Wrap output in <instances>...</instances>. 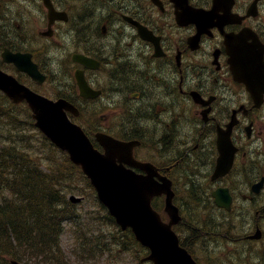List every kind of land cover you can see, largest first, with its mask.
<instances>
[{
	"label": "flooded vegetation",
	"instance_id": "flooded-vegetation-1",
	"mask_svg": "<svg viewBox=\"0 0 264 264\" xmlns=\"http://www.w3.org/2000/svg\"><path fill=\"white\" fill-rule=\"evenodd\" d=\"M28 1L44 13L42 0ZM94 1L107 5L93 22L82 24L80 52L98 68L72 63L88 87L99 91L94 98L78 96L84 130L91 138L102 134L132 144V160L151 164L177 189L180 212L191 203L214 204L213 194L226 190L231 209L214 208L215 219L227 225L231 217L239 220L241 240L264 257V0H186L210 13L205 24L185 19L183 0ZM56 2L61 0H51L64 8ZM9 33L12 42L36 40L28 27L17 37ZM47 62H41L44 74L52 73ZM225 145L232 150L231 165L215 177L219 147Z\"/></svg>",
	"mask_w": 264,
	"mask_h": 264
},
{
	"label": "trees",
	"instance_id": "trees-1",
	"mask_svg": "<svg viewBox=\"0 0 264 264\" xmlns=\"http://www.w3.org/2000/svg\"><path fill=\"white\" fill-rule=\"evenodd\" d=\"M86 11H77L79 22ZM75 28L81 37L82 22ZM24 117L29 118L24 107L12 105L0 94V264H12L11 260L18 264H63L59 249L62 223L70 220L82 227L76 217L78 212L66 201V194L73 190L77 180L73 173L80 172L61 160L56 149L48 145V155L39 141L30 140L26 134L28 122H20ZM107 219L113 223L111 217ZM194 222L200 228L201 221L197 218ZM204 225L201 228L208 229ZM78 229L79 237H83L81 245L90 252L92 244L86 242L88 235L83 228ZM132 246L139 259L145 256L144 249L134 242L129 231L115 232L109 242L95 244L99 253L107 251V254L109 250L125 252Z\"/></svg>",
	"mask_w": 264,
	"mask_h": 264
},
{
	"label": "water",
	"instance_id": "water-1",
	"mask_svg": "<svg viewBox=\"0 0 264 264\" xmlns=\"http://www.w3.org/2000/svg\"><path fill=\"white\" fill-rule=\"evenodd\" d=\"M45 4L49 6L46 1ZM2 56L5 61L14 63L18 70L36 78L35 69L29 64L25 65L23 55L12 54L5 50ZM0 90L15 103L23 100L27 102L33 112V118L36 119L35 125L58 147L69 152L74 162L82 165L97 191L98 198L108 206L110 213L116 217L122 228L130 226L137 238L151 247L152 253L148 259L153 264H193L186 252L178 247L169 225L159 224L155 226L153 233L140 226L151 220L159 221V218L148 208V198L161 192L162 188L148 187L146 183L131 178V175L128 177L125 175L126 172L118 168L113 169L109 165L91 168L90 164L97 163L98 160L101 162V156L89 149L90 146L79 129L66 120L61 112L65 109L62 102L54 103L46 100L1 71ZM125 196L128 206L126 210H121L120 208H124L121 203ZM169 209L175 208L168 199L167 212ZM170 216L171 221L175 222V214Z\"/></svg>",
	"mask_w": 264,
	"mask_h": 264
},
{
	"label": "rangeland",
	"instance_id": "rangeland-1",
	"mask_svg": "<svg viewBox=\"0 0 264 264\" xmlns=\"http://www.w3.org/2000/svg\"><path fill=\"white\" fill-rule=\"evenodd\" d=\"M68 2L72 3V0H67ZM89 10H91L89 16L86 11L84 12V16L82 17V24L93 22L97 16V9L96 7L91 4L89 5ZM95 7V8H94ZM81 10L78 9V12ZM84 11V10H83ZM82 11V13H83ZM17 13H19L20 19L24 22L25 26L28 27L33 34V36L36 35V30L39 26L42 25V22L39 20L37 23L35 22L36 17L35 13L31 12V8L27 1L25 0H0V42L3 41V38L8 40L6 35L7 33L10 35L9 31H17V26H22V23L17 16ZM87 15V16H86ZM89 16V17H88ZM8 19H12L13 21L8 23ZM14 20H17L18 22L15 23ZM79 22V23H80ZM33 29H32V25ZM59 33L56 38L53 39V41H50L51 45H44L39 44L42 46L43 51L45 55L47 56V64L50 66L51 69H56L57 71H62L63 67L66 63V54L67 49H69L72 46H76L78 44L77 41L68 43L69 41V34L67 33V27L60 26L58 29ZM86 31L83 33L86 37ZM4 35V36H3ZM78 35H76V40H78ZM52 42H55L53 44ZM78 46V45H77ZM65 77L63 74H60L55 78V83H60L61 88H65ZM51 91L46 90L47 92L54 91V88L51 87ZM35 140H37V136L34 132L29 133ZM89 202L93 203L91 199H88ZM87 198L84 199L82 203V212L86 211L88 214L87 219V229L89 231H93V235L98 234L101 236V234H106L107 237H110L112 234L116 232L115 226L111 225L107 218L105 217V211L97 208V206H93L88 202ZM192 204H190L191 206ZM196 209V206L193 207ZM203 217L201 216L200 219ZM234 225L238 228H234L230 231L231 233H239L241 229V223L239 220L234 221ZM239 229V230H238ZM234 230V231H233ZM72 231L73 229L70 228V226H66L63 235L61 236V246L64 251V254L67 256V258L71 261H76L77 258L73 257L72 254V248H73V242L71 240L72 237ZM103 241V239H102ZM101 241V242H102ZM109 242V241H108ZM209 249H205L206 252L209 255V258L211 260V264H259L257 261V258L249 259L248 252H243L241 249L234 245H223L219 247V249L215 246H209ZM79 251V250H78ZM233 252V253H231ZM254 253H256V249H253ZM213 254V255H212ZM211 256V257H210ZM213 256V257H212ZM105 258V257H103ZM118 259V260H117ZM102 263L98 261V263L92 264H107V262L104 259H101ZM110 261H115L116 264L119 262V264H138L139 260L135 259V255H131L129 252H124L122 254L117 255V253H113L110 257ZM203 264H205L204 260L202 259Z\"/></svg>",
	"mask_w": 264,
	"mask_h": 264
},
{
	"label": "bare ground",
	"instance_id": "bare-ground-1",
	"mask_svg": "<svg viewBox=\"0 0 264 264\" xmlns=\"http://www.w3.org/2000/svg\"><path fill=\"white\" fill-rule=\"evenodd\" d=\"M95 2V1H94ZM34 6V5H33ZM95 8V7H94ZM40 9V8H39ZM97 9V8H96ZM148 10V9H147ZM114 13V12H113ZM113 15V14H112ZM163 15V14H162ZM87 16V15H86ZM92 16V15H91ZM89 17V16H88ZM106 21V20H105ZM156 21V20H155ZM154 21V22H155ZM112 23V22H111ZM160 23V22H159ZM126 24V23H125ZM145 24V23H144ZM86 26V25H85ZM125 26V25H124ZM155 26V25H154ZM240 26V25H239ZM126 27V26H125ZM189 27V26H188ZM243 27V26H242ZM85 29V28H84ZM173 29V28H172ZM185 30V29H184ZM115 32V31H114ZM163 32V31H162ZM96 33V32H95ZM98 35V34H97ZM108 35V34H107ZM93 38V37H92ZM99 38V37H98ZM115 38V37H114ZM100 39V38H99ZM116 40V39H115ZM134 40V39H133ZM224 40V39H223ZM175 41V40H174ZM87 42V41H86ZM6 45V43H5V41H1L0 42V48H2V47H4ZM78 45V44H77ZM76 45V46H77ZM86 45V44H85ZM99 46V45H98ZM105 46V45H104ZM143 46V45H142ZM161 47V46H160ZM105 51V50H104ZM115 51V50H114ZM146 51V50H145ZM135 52V51H134ZM195 53V52H194ZM127 54V53H126ZM133 54V53H132ZM139 54V53H138ZM167 55V54H166ZM119 56V55H118ZM142 56V55H141ZM99 57V56H98ZM191 57V56H190ZM125 59V58H124ZM150 60V59H149ZM183 60V59H182ZM113 64V63H112ZM124 64V63H123ZM159 64V63H158ZM164 64H165V62H164ZM115 66V65H114ZM174 66H176V65H174ZM124 67V66H123ZM156 68V67H155ZM152 69V68H151ZM118 71V70H117ZM128 72V71H127ZM88 73V72H87ZM123 74V73H122ZM126 74V73H125ZM133 74V73H132ZM131 74V75H132ZM136 75V74H135ZM130 76V75H129ZM133 76V75H132ZM141 76V75H140ZM106 77V76H105ZM128 77V76H127ZM134 77V76H133ZM137 77V76H136ZM144 78V77H143ZM96 79V78H95ZM124 79V78H123ZM141 79V78H140ZM128 80V79H127ZM136 81V80H135ZM139 81V80H138ZM147 81V80H146ZM155 81V80H154ZM92 82V81H91ZM111 82V81H110ZM109 82V83H110ZM123 82V81H122ZM97 83V82H96ZM113 83V82H112ZM145 83V82H144ZM94 84H95V82H94ZM114 85V84H113ZM135 85H136V83H135ZM97 86V85H96ZM95 86V87H96ZM99 86V85H98ZM126 86V85H125ZM153 86H154V84H153ZM103 87V86H102ZM128 87V86H127ZM126 87V88H127ZM148 87V86H147ZM146 88V87H145ZM145 88H143V89H145ZM99 89H100V87H99ZM109 89V88H108ZM102 90V89H101ZM136 94V93H135ZM114 95V94H113ZM158 95V94H157ZM107 96V95H106ZM141 96V95H140ZM102 97V96H101ZM128 97V96H127ZM5 98V97H4ZM120 98V97H119ZM3 100V99H2ZM92 101V100H91ZM110 101V100H109ZM8 102V101H7ZM88 102H89V100H88ZM108 102V101H107ZM124 102V101H123ZM116 103V102H115ZM119 103H121L120 101H119ZM125 104V103H124ZM124 104H122V105H124ZM120 105V104H119ZM146 107V106H145ZM123 108V107H122ZM153 108V107H152ZM170 108V107H169ZM11 109H12V107H11ZM25 109V108H24ZM112 109V108H111ZM134 109V108H133ZM8 110V109H7ZM113 110V109H112ZM130 110V109H129ZM158 110V109H157ZM120 111V110H119ZM144 111H145V109H144ZM103 112V111H102ZM185 112V111H184ZM2 113V112H1ZM125 114V113H124ZM153 114H154V112H153ZM117 115V114H116ZM159 115V114H158ZM137 116V115H136ZM151 117V116H150ZM154 117H155V115H154ZM188 118V117H187ZM7 119V118H6ZM14 119V118H13ZM16 121V120H15ZM150 121V120H149ZM9 122V121H8ZM1 124V123H0ZM7 124V123H6ZM125 124H126V122H125ZM149 124V123H148ZM124 126V125H123ZM129 126V125H128ZM192 126V125H191ZM1 128V127H0ZM15 128V127H14ZM181 128V127H180ZM183 128V127H182ZM12 129V128H11ZM141 130V129H140ZM8 132V131H7ZM144 132V131H143ZM156 133V132H155ZM1 134V133H0ZM182 134V133H181ZM180 135V134H179ZM11 136V135H10ZM118 138H119V136H117ZM183 137V136H182ZM15 138V137H14ZM132 138V137H131ZM160 138V137H159ZM124 139V138H123ZM188 139V138H187ZM144 140V139H143ZM156 140H158L157 138H156ZM155 140V141H156ZM17 141V140H16ZM137 141V140H136ZM141 141V140H140ZM153 141H154V139H153ZM170 142V141H169ZM185 142V141H184ZM149 143H151V142H149ZM153 143H155V142H153ZM160 143V142H159ZM162 143V142H161ZM24 144V143H23ZM145 144H146V142H145ZM152 144V143H151ZM16 145V144H15ZM164 146V145H163ZM168 146H170V145H168ZM30 147V146H29ZM51 147V146H50ZM150 147H152V146H150ZM153 147H154V145H153ZM157 147V146H156ZM158 147H160V146H158ZM7 148V147H6ZM22 148V147H21ZM145 148V147H144ZM163 148V147H162ZM165 148V147H164ZM171 148V147H170ZM153 149H156V148H153ZM171 150H172V148H171ZM170 150V151H171ZM137 151V150H136ZM143 151V150H142ZM164 151H165V149H164ZM168 151H169V149H168ZM149 152H150V150H149ZM163 152V151H162ZM167 152V151H166ZM15 154H16V152H15ZM163 154V153H162ZM167 154H168V152H167ZM167 154H165V155H167ZM139 155V154H138ZM142 155V154H141ZM170 155V154H169ZM168 156V155H167ZM18 158H19V156H18ZM165 158V157H164ZM163 158V159H164ZM23 161V160H22ZM30 161V160H29ZM173 161V160H172ZM37 162V161H36ZM177 162V161H176ZM58 163V162H57ZM14 164V163H13ZM207 164V163H206ZM54 165V164H53ZM156 167V166H155ZM208 167V166H207ZM2 168V167H1ZM157 168V167H156ZM3 169V168H2ZM49 169V168H48ZM47 169V170H48ZM179 169H180V167H179ZM173 171V170H172ZM34 172V171H33ZM169 173V172H168ZM40 174V173H39ZM57 174V173H56ZM162 175V174H161ZM205 175V174H204ZM12 176V175H11ZM43 177V176H42ZM61 177H62V175H61ZM201 177V176H200ZM72 178V177H71ZM183 179V178H182ZM68 180V179H67ZM10 183V182H9ZM193 183V182H192ZM212 183V182H211ZM4 184H5V182H4ZM210 184V183H209ZM240 184V183H239ZM60 185H61V183H60ZM188 185V184H187ZM211 186V185H210ZM234 186V185H233ZM66 187V186H65ZM64 187V188H65ZM226 188V187H225ZM201 189V188H200ZM210 190V189H209ZM85 192H86V195H87V198L88 199H91L92 200V202L95 204L96 203V200L94 199V198H92V196H91V193H90V191L89 190H85ZM205 192V191H204ZM186 196V195H185ZM191 196V195H190ZM242 196V195H241ZM176 198V197H175ZM197 198V197H196ZM47 199V198H46ZM178 199V198H177ZM187 199V198H186ZM209 199V198H208ZM240 199V198H239ZM12 200V199H11ZM17 200V199H16ZM33 200V199H32ZM196 200V199H195ZM178 201V200H177ZM179 202V201H178ZM197 202V201H196ZM243 203V202H242ZM260 203V202H259ZM192 204V203H191ZM189 206V205H188ZM185 208V207H184ZM194 210V209H193ZM256 210V209H255ZM205 211V208H200V209H195L193 212H194V214H193V216L194 217H196V218H198L201 214H202V212H204ZM260 212V211H259ZM53 213V212H52ZM191 213V212H190ZM261 213V212H260ZM49 214V213H48ZM55 214V213H54ZM58 214V213H57ZM10 215V214H9ZM33 215V214H32ZM50 215V214H49ZM11 216V215H10ZM45 216V215H44ZM235 216V215H234ZM247 216V215H246ZM259 216V215H258ZM57 217V216H56ZM229 217V216H228ZM1 218V217H0ZM42 218V217H41ZM51 218V217H50ZM110 218V217H109ZM15 219V218H14ZM60 220V219H59ZM12 221V220H11ZM209 221L216 227V226H218V224L216 223V221H215V215L214 214H212V216L209 218ZM58 222V221H57ZM49 224V223H48ZM43 225V224H42ZM42 225H41V227H42ZM53 226V225H52ZM55 227V226H54ZM254 227V226H253ZM39 228V227H38ZM52 228V227H51ZM237 228H238V226H237ZM239 230V229H238ZM234 231V230H233ZM47 233V232H46ZM130 235V234H129ZM60 236V235H59ZM123 236V235H122ZM127 240V239H126ZM125 241V240H124ZM49 242V241H48ZM87 242V241H86ZM119 242H120V240H119ZM254 243V242H253ZM256 243V242H255ZM55 245V244H54ZM43 247H44V245H43ZM122 250V249H121ZM140 251V250H139ZM51 253V252H50ZM17 254V253H16ZM210 255V254H209ZM213 255V254H212ZM263 256V255H262ZM16 257V256H15ZM211 257V256H210ZM213 257V256H212ZM118 260V259H117ZM120 262V261H119ZM53 263V262H52ZM141 264H145V261L144 260H142L141 261Z\"/></svg>",
	"mask_w": 264,
	"mask_h": 264
}]
</instances>
